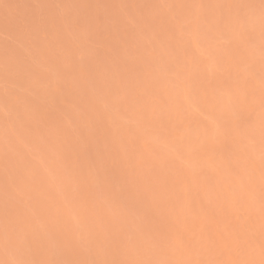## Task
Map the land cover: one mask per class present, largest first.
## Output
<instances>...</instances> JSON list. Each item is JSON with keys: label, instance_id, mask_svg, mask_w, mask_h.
I'll return each instance as SVG.
<instances>
[{"label": "rangeland", "instance_id": "rangeland-1", "mask_svg": "<svg viewBox=\"0 0 264 264\" xmlns=\"http://www.w3.org/2000/svg\"><path fill=\"white\" fill-rule=\"evenodd\" d=\"M0 264H264V0H0Z\"/></svg>", "mask_w": 264, "mask_h": 264}]
</instances>
